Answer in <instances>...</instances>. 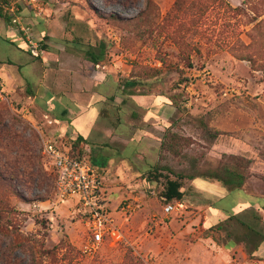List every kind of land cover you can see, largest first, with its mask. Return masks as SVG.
Listing matches in <instances>:
<instances>
[{
    "label": "rangeland",
    "instance_id": "1",
    "mask_svg": "<svg viewBox=\"0 0 264 264\" xmlns=\"http://www.w3.org/2000/svg\"><path fill=\"white\" fill-rule=\"evenodd\" d=\"M35 2L40 14L25 2L24 15L37 37L47 34L54 53L68 54L64 62L47 55L48 89L95 90L113 98L90 119L89 131L72 129L60 115L38 108L35 96L47 92L39 87L45 58L7 43L18 31L0 16V194L20 212L22 236L13 249L18 264H177L170 261L173 246L162 251L173 236L162 226L170 222L188 226L181 239L201 241L206 251L212 236L237 247L246 230L238 224L230 223V235L205 237L210 205L227 206L230 215L264 232L259 207L240 201L242 190L229 191L218 181L184 178V208L170 215L161 197L167 178L176 176L171 169L201 172L231 163L230 155L250 160L244 190L252 199L264 196V0ZM100 50L104 57L94 64L88 51ZM74 60L82 70L75 69L76 75L93 74L94 83L65 71ZM27 63H35L31 73ZM129 78L142 81L136 94L122 92ZM115 94L121 99L114 101ZM201 116L224 133L212 138L197 121ZM80 132L89 136L85 152L102 172L108 206L123 233L119 243L104 242L94 257L83 251L86 218L75 201H56L41 153L44 136L66 143ZM168 132L178 136L176 150L162 145L170 142ZM156 164L170 170L151 179ZM206 251H196L192 264H264L261 255L263 260L248 258L240 250L220 262Z\"/></svg>",
    "mask_w": 264,
    "mask_h": 264
},
{
    "label": "built area",
    "instance_id": "2",
    "mask_svg": "<svg viewBox=\"0 0 264 264\" xmlns=\"http://www.w3.org/2000/svg\"><path fill=\"white\" fill-rule=\"evenodd\" d=\"M25 2L40 14L41 10H38L39 5L35 0H5L0 8L4 17L9 18L11 26L16 28L26 42L29 54L40 57L45 50L31 22L25 18ZM41 153L46 158L47 168L56 174V201H75L86 218L87 240L83 251L94 257L104 242L119 243L123 239V233L108 206L102 172L93 163L91 156L86 153L81 157L72 155L65 142L52 136L42 138ZM183 208V202L177 201L166 204L165 212L170 215Z\"/></svg>",
    "mask_w": 264,
    "mask_h": 264
},
{
    "label": "trees",
    "instance_id": "3",
    "mask_svg": "<svg viewBox=\"0 0 264 264\" xmlns=\"http://www.w3.org/2000/svg\"><path fill=\"white\" fill-rule=\"evenodd\" d=\"M4 1L5 0H0V4ZM0 16H3L1 8ZM6 20L10 24L9 18H6ZM12 35L8 36V38L6 39L7 43L15 45L24 51H28L24 40L19 36ZM40 40L45 50L43 56H40V58L43 59L44 55H48L49 53V46L47 45V34H44L40 38ZM22 42H24L25 45H23L24 43L22 44ZM104 53L105 50H100V52L98 53L88 51V54L94 64H99V62L104 57ZM8 63L14 64V62L12 61H9ZM141 83L142 81L140 79H126L124 80V83L122 85V92L126 94H136L137 90L135 88L138 87ZM197 121L200 123L203 129L211 135L212 138H217L219 135L224 133L220 130L213 129L208 124V120L204 119L202 116L197 118ZM177 137V134L170 133V135L168 136V138H170V142L164 141L162 145L164 147H169L171 150H176L178 146V144H175ZM66 144L67 146H69L72 155L81 157L86 153L85 151L88 145V141L85 136L79 134L75 139L67 141ZM229 159L232 161L231 163L222 162L215 168H208L201 172L189 174H183L180 172L175 174V172L172 169L170 170V168H168L167 166L156 164L152 166L149 175H151V179L152 177L157 179L162 175L163 169H169L171 173L176 175L175 177H168L164 185V190L161 194V197L164 199L165 203H174L177 201H182L184 199V197L186 196V191L184 189L183 179L186 177L192 180L198 177L215 180L220 182L229 191L243 190L246 182L249 179L248 167L250 165V160L236 155H230ZM50 172L51 175H53L55 183L56 174L52 171ZM1 182L4 183L2 179L0 180V184ZM19 213L20 212L18 210L12 208V206L10 205V202L7 199V194L5 192H2L0 194V264H18L19 260L16 256H14L13 249L20 245V243L16 244V241L22 236V233L19 232L17 224V214ZM230 223L232 224L230 225ZM235 224L246 227V230L243 231V237L240 238L239 242L240 244H243L244 249L247 253V257L263 260V258L259 256L257 252L264 242V234L256 229L251 228L249 225L245 224L234 215H229L225 220L220 221L215 225L209 226L205 231V237L212 236L211 232H216L219 234V232L223 231H226V233L230 235L233 230L229 228V225L230 227H232ZM212 237L220 243V241L218 240L219 238L217 239V237ZM55 247L58 248V246Z\"/></svg>",
    "mask_w": 264,
    "mask_h": 264
},
{
    "label": "crops",
    "instance_id": "4",
    "mask_svg": "<svg viewBox=\"0 0 264 264\" xmlns=\"http://www.w3.org/2000/svg\"><path fill=\"white\" fill-rule=\"evenodd\" d=\"M25 14V13H24ZM26 18V17H25ZM16 36H18V32L14 33ZM24 40V39H23ZM25 42V41H24ZM54 54H57L54 55ZM53 56V57H58L59 60L61 62H64L67 58H68V54L65 52H57L54 53L50 48H49V53L48 56ZM46 56L43 57V59L45 58V60H43L42 58V63H43V73H42V77L40 78V85L39 87L44 86L45 89H47L46 94L43 97H38L35 96V100L37 103L38 108H45L48 111H50L51 115H60V119L61 120H66L70 126V128L75 129L77 128V126H80L81 128H85L86 131H89V121L90 119L94 116L95 113H100L103 107L107 106L108 101H111L113 96L111 95H105L102 96L98 93H95L96 91H83V92H75L74 90L68 89L67 92L65 93H60V92H56L53 90L48 89L49 87L46 86L49 84L48 80H47V69H45V67L47 66V63L49 62L46 58ZM29 65V69L26 70V72L31 73L33 68H34V64L32 63H27ZM66 65V64H65ZM69 66H71V68H69ZM68 67H65V71L69 72L70 74L73 73L74 75H76V73L74 72L75 69L79 70V72L82 73V70H80V68L77 66L76 61L74 60V64L69 65ZM24 67V66H23ZM64 69V68H63ZM56 70L50 72L49 75L54 76ZM57 73V72H56ZM58 73L60 75H62L59 71L58 68ZM72 74V75H73ZM98 77H100L101 79L105 78L106 74H103L104 76H100L98 73L96 74ZM77 79L76 80H83L85 82H88V84L90 83H94L93 81V74L92 76H88V75H83L81 77L79 75L75 76ZM46 81L48 83H46ZM92 81V82H91ZM122 96V95H121ZM87 97V98H86ZM115 99L114 101H117L121 98H119V96H117L115 94ZM86 98V99H85ZM123 100V99H122ZM55 118V117H54ZM58 117H56L55 119H57ZM67 118V119H66ZM58 120V119H57ZM55 121V120H54ZM87 127V129H86ZM82 134L83 136H85L88 140H89V136L85 135L83 133H79ZM92 144H88V147H91ZM89 149V148H88ZM94 149V148H93ZM91 156V155H90ZM199 178V177H198ZM197 179V178H195ZM194 179V180H195ZM245 188V186H244ZM242 190V194H240V201H243L245 204L251 203L252 205H255L257 207H259V213H260V221L261 224H264V215L263 212L261 210H263V206H264V196H257L256 198H251L252 195L249 194L248 192H246L245 190ZM224 194V193H222ZM227 206H223V207H216L215 205H210V215L206 218V225L207 228L209 226L215 225L217 223H219L220 221H223L224 218L226 219L230 214L228 211ZM161 227V226H160ZM162 228L165 229H171V234L173 236L170 237V242H165V246L164 248H162V251H165L166 249H168L170 246L174 247V251H172V253L170 255V261L173 263H176L178 260L177 264H192V258L195 256V252L202 250V251H206L203 243L201 241H188L186 239H184V235L188 232V226H180L179 224H175L173 222H170V225H166L162 226ZM261 228H264L263 226ZM159 229V227H158ZM176 231V232H175ZM259 232H261L262 234H264L263 229L262 230H258ZM181 236H184L183 239H181ZM209 238V237H208ZM213 244H211V249L209 251H206V253H208L211 257L214 256L217 257L216 260H218L219 262L223 259L226 258L227 255L229 256L228 253H231L233 250H240L243 254L244 257H247V253L244 249L243 244H239L237 247L231 249L226 247V243L224 242H218L216 241L214 238H212ZM182 240V241H181ZM205 240H207V238H205ZM109 242V241H107ZM113 244V243H112ZM176 252V254H175ZM258 255H261L264 258V242L262 243L261 247L259 248ZM178 257V258H177ZM204 261L206 262V264H208V260H204L201 259L197 264H201V262ZM210 261V260H209Z\"/></svg>",
    "mask_w": 264,
    "mask_h": 264
}]
</instances>
